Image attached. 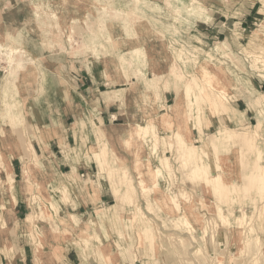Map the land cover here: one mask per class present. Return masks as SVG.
<instances>
[{"label":"clouds","instance_id":"obj_1","mask_svg":"<svg viewBox=\"0 0 264 264\" xmlns=\"http://www.w3.org/2000/svg\"><path fill=\"white\" fill-rule=\"evenodd\" d=\"M0 264H264V0H0Z\"/></svg>","mask_w":264,"mask_h":264},{"label":"rangeland","instance_id":"obj_2","mask_svg":"<svg viewBox=\"0 0 264 264\" xmlns=\"http://www.w3.org/2000/svg\"><path fill=\"white\" fill-rule=\"evenodd\" d=\"M239 103V105H240V110L241 111H243L244 110V102L243 101H239L238 102ZM249 115H251V113H249ZM251 123L253 124V125H255V123H256V121L255 120H252L251 121ZM213 177H215L216 176V173L215 172H213ZM193 179L194 180H197V181H199V180H201V179H203L206 183H208V184H210L211 186H212V189H213V192L216 194V196H218L220 199H222V200H227L228 198H229V195H230V191H229V188H228V185H227V183L224 181L223 182V180L222 179H209L208 177H201L199 174H196V175H194V177H193ZM225 184H226V186H225ZM189 186H191V185H189ZM219 186V187H218ZM224 186V187H223ZM221 187H223V188H221ZM221 188V189H220ZM224 188L225 189H227V190H224ZM220 190V191H219ZM225 191V192H224ZM227 191H228V193H227ZM225 194V195H224ZM227 198V199H226ZM237 215H239L238 213H237ZM190 223H191V221H189ZM221 243H223V237H222V235H221Z\"/></svg>","mask_w":264,"mask_h":264},{"label":"bare ground","instance_id":"obj_3","mask_svg":"<svg viewBox=\"0 0 264 264\" xmlns=\"http://www.w3.org/2000/svg\"><path fill=\"white\" fill-rule=\"evenodd\" d=\"M214 180H215V179H214ZM223 182H224V181H223ZM225 186H226V184H225ZM218 187H219V186H218ZM223 187H224V186H223ZM223 187H221V188H223ZM221 188H220V189H221ZM227 189H228V188H227ZM227 189L224 188V190H227ZM219 191H220V190H219ZM224 192H225V191H224ZM227 193H228V191H227ZM228 194H229V193H228ZM224 195H225V194H224ZM229 196H230V195H229ZM226 199H227V198H226ZM189 223H190V222H189Z\"/></svg>","mask_w":264,"mask_h":264}]
</instances>
